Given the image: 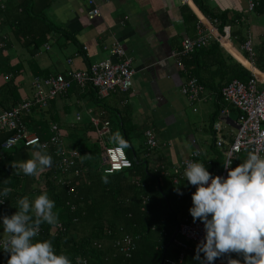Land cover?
I'll use <instances>...</instances> for the list:
<instances>
[{
	"label": "crops",
	"instance_id": "obj_1",
	"mask_svg": "<svg viewBox=\"0 0 264 264\" xmlns=\"http://www.w3.org/2000/svg\"><path fill=\"white\" fill-rule=\"evenodd\" d=\"M202 1L213 13L225 15L227 21L223 25L216 20L220 30L229 27L230 45H226L229 52L220 47V54L197 59L205 78L209 79L204 85L201 83L204 93L198 102H189L180 91L189 78H196L184 73L183 60L188 57H181L178 65L174 56L180 53L184 38H195L198 26L204 31L209 26L211 19L193 0H97L95 6L100 16L92 20L87 18L86 0H0V67L21 66L16 77L0 75V88L12 80L24 100L31 96V80L37 76L31 62L36 70L45 71L46 77L67 76L109 59V49L119 44L131 58L135 70L128 91L96 98L92 89L72 84L66 95L55 98L45 110L31 112V118L34 121L54 118L63 136L62 147L70 152L73 150L66 146L67 137L74 134L73 130L75 135L84 134L83 129L75 128H84L86 136L99 141L97 129L90 122L92 118L108 122L109 135L124 127L139 159L144 157L143 134L152 130L159 146L148 156V165L150 168L166 166L168 173L193 152L199 153L197 161L203 163L214 159L219 152L223 159V151L214 147L216 137L210 122L214 116L213 122L218 121L219 111L228 108L229 116L220 125L222 139L229 143L236 131L237 112L227 107L220 97L228 78L224 66L221 73L217 72L216 65L210 61L236 63L244 68L249 61L254 64L255 50L264 39V29L249 27L251 18L246 12V0ZM235 18L233 24L231 20ZM248 32L254 52L252 60L241 48ZM76 115L81 116L79 122L75 121ZM106 143L113 144L109 137ZM245 156L247 153L239 156L238 161L243 162ZM76 169L75 164L70 171ZM178 213L181 217L183 212ZM3 236L6 234L0 232V237ZM174 238H179L177 228ZM187 245L186 264H199L193 259L196 247L190 242ZM177 250L172 243L161 263L175 259ZM230 255L244 264L241 255Z\"/></svg>",
	"mask_w": 264,
	"mask_h": 264
},
{
	"label": "trees",
	"instance_id": "obj_2",
	"mask_svg": "<svg viewBox=\"0 0 264 264\" xmlns=\"http://www.w3.org/2000/svg\"><path fill=\"white\" fill-rule=\"evenodd\" d=\"M256 1L258 5L254 13L257 16H264V0ZM193 2L209 19H217L221 25L226 23L225 15L213 13L202 0H193ZM236 20L237 18L231 21L234 24ZM208 54H220V46L211 43L206 48L196 49L183 60L184 73L196 77L203 85L209 79L205 78V72L202 71V65L200 67L197 59ZM210 62L216 65V71L220 73L221 67L224 66V74H228L227 83L233 79L245 82L250 76L240 64L226 65L224 61L218 60ZM254 64L264 73V39L255 50ZM33 65L34 63L31 62L30 66L35 71V76H47L45 71H38ZM20 67V64L0 67V75L10 74L11 77H16L19 75ZM86 87L95 91L89 85ZM95 96L97 98L96 91ZM52 101L48 102V106ZM21 102L18 87L12 80L6 81V84L0 88V110L11 109ZM213 118L210 122L211 126H213ZM20 120L41 140L49 139L51 119L41 118L39 121H34L28 114L20 115ZM54 121L53 118L51 123H55ZM86 127L88 128L87 125ZM75 129H83L84 134L75 135L73 130L74 134L67 137L66 146L78 157L76 171L79 173L75 176L73 175L75 171H72L69 177L65 178L67 182L64 184L57 182L61 174L56 168V148L41 149L51 155L53 161L52 166L43 173L37 176L15 174L10 162L33 158L35 146L19 145L12 150L3 151L1 144L8 133L0 134V191L4 187L12 189L4 204H0V217L14 214L18 207L16 202L20 197L28 196L31 200L42 193H47L55 202L53 211L58 214L57 223H60L61 228L54 230L57 223L54 225L44 223L40 227L39 236L35 239L52 241L55 252L67 255L72 264H78L81 258L85 259L87 264H160L165 257L164 253L167 255L171 247L172 235L178 224L184 217L191 216L188 210L191 207L190 199L195 191L194 186L189 185L187 181H180L177 186L174 185L173 177L168 173L169 168L166 166L150 168L147 159L155 149L148 151L144 137V157L139 159L124 127L120 128V132L129 144V147H126V154L131 166L126 170L107 174L109 182L104 183L101 177L106 174L102 173L100 167L102 152L96 137L93 139L91 136H86L84 128ZM110 136L108 135L107 138ZM214 136L216 137L215 133ZM239 156L244 157V153ZM237 161L238 159L237 165L241 163ZM204 164L210 173L214 171L212 173L214 176L219 174L223 167L222 153H217L214 159ZM4 180H8L7 185L3 183ZM177 187L182 195L176 193ZM180 211L183 212L181 217L178 216ZM0 232H3L2 220H0ZM125 236L130 237L134 242V249L129 256L118 251L123 246L122 238ZM178 254L179 252L175 254V259H178ZM8 255L0 249V259H8ZM183 264H186L185 256Z\"/></svg>",
	"mask_w": 264,
	"mask_h": 264
},
{
	"label": "built area",
	"instance_id": "obj_3",
	"mask_svg": "<svg viewBox=\"0 0 264 264\" xmlns=\"http://www.w3.org/2000/svg\"><path fill=\"white\" fill-rule=\"evenodd\" d=\"M96 2L97 0H86L89 9L87 18L89 20L100 16L99 10L95 6ZM257 5L256 0H246V12L253 13ZM208 25L206 31L198 26V34L195 38H184L182 40L180 53L174 55L178 65L181 57L189 56L196 49L206 48L211 43H217L229 52L226 47V45H230L229 27L225 28L224 26L220 30L216 19L208 21ZM241 48L252 60L254 52L249 32ZM109 55V59L93 63L87 69L73 72L67 76L57 74L45 78L34 77L31 80V96L11 109L0 111V134L8 133L7 138L1 144L2 150L9 151L19 145L30 147L34 141H38L40 149L56 148V168L61 174L57 182L58 184L67 182L65 178L71 174L70 170L75 166L78 157L75 152L65 151L62 148L63 136L58 125L50 122V137L47 140H41L39 136L25 127L20 120V115H28L35 110H45L49 101L66 95L72 84H76L82 89L88 85L91 86L95 89L97 98H103L111 92L128 91L132 87V79L135 74L131 58L126 55L125 50L119 44H114L109 49ZM249 62L245 67L250 73L247 81L242 82L233 79L220 90L223 102L227 107L233 108L237 112L236 131L231 142L225 143L223 141L220 125V122H223L229 116L228 108L220 110L218 121L214 122L212 126V130L216 135L215 146L222 150L224 154L223 163L229 158H233L231 163L233 168L236 165L237 158L242 153L256 152L264 156V73L259 71L252 61ZM180 91L189 102L194 103L201 99L204 86L197 78H189ZM80 120L81 116L76 115L75 121L79 122ZM90 122L97 129L98 136H100L98 144L102 152L100 165L102 173L107 175L129 168L131 161L122 147L113 144L107 145L106 143V138L109 135V123H101L95 118H92ZM143 135L148 151L158 148L159 143L152 130H146ZM194 153L197 152L191 153L188 158L172 167V174L169 172L175 185L184 178L183 171L186 162L189 160L196 161L198 155H194ZM78 173L75 171L73 175L76 176ZM217 175L226 177L227 170L224 166ZM0 199L4 198L0 197ZM3 204L4 202L1 205ZM59 228H61V225L57 223L54 230ZM177 234L179 238H174L172 243L181 250L178 259H167L161 264H183L184 250L189 248L187 242L196 247L203 239V224L199 220L194 223L193 218L184 217L177 226ZM5 238H0V241ZM122 243L123 246L118 251L129 256L134 249V242L130 237L125 236L122 238ZM229 259H235V257L231 255L221 257L214 264H227Z\"/></svg>",
	"mask_w": 264,
	"mask_h": 264
},
{
	"label": "clouds",
	"instance_id": "obj_4",
	"mask_svg": "<svg viewBox=\"0 0 264 264\" xmlns=\"http://www.w3.org/2000/svg\"><path fill=\"white\" fill-rule=\"evenodd\" d=\"M109 141L122 148L129 147L118 131L109 137ZM33 145V158L10 162L15 174L37 176L52 166V156L40 149L38 141ZM232 159L223 163L226 177L214 176L200 161H187L183 171L184 180L195 188L189 214L193 222L199 220L204 229V237L197 244L193 257L199 264H214L217 259L232 253L241 255L244 264H264V156L249 152L234 168L231 167ZM101 179L104 183L109 182L108 175ZM3 183L7 185L8 180ZM175 191L178 195L183 194L178 187ZM11 192L10 187L0 191V197L4 198L0 199V204ZM16 203L18 207L14 214L0 217L6 234L0 241V249L9 254L7 264H72L67 255L55 252L52 241L35 239L42 224L58 222V214L53 211L55 202L47 193L31 200L23 196ZM78 264L87 262L81 258ZM227 264L241 262L229 259Z\"/></svg>",
	"mask_w": 264,
	"mask_h": 264
},
{
	"label": "rangeland",
	"instance_id": "obj_5",
	"mask_svg": "<svg viewBox=\"0 0 264 264\" xmlns=\"http://www.w3.org/2000/svg\"><path fill=\"white\" fill-rule=\"evenodd\" d=\"M249 14H250V18H251L249 27L251 29L252 28L254 29L255 27H257L259 29H264V16H257V15H255V13H249ZM232 44H233V42H232ZM107 145H109V143H107ZM116 145H118V144H116ZM122 149L126 152V147H123ZM100 165H101V162H100ZM3 237H5V236H3ZM0 264H7V258L0 259Z\"/></svg>",
	"mask_w": 264,
	"mask_h": 264
},
{
	"label": "water",
	"instance_id": "obj_6",
	"mask_svg": "<svg viewBox=\"0 0 264 264\" xmlns=\"http://www.w3.org/2000/svg\"><path fill=\"white\" fill-rule=\"evenodd\" d=\"M174 237V236H173Z\"/></svg>",
	"mask_w": 264,
	"mask_h": 264
}]
</instances>
